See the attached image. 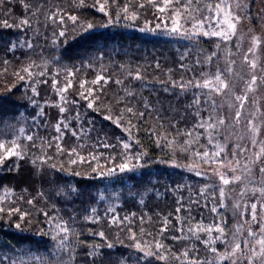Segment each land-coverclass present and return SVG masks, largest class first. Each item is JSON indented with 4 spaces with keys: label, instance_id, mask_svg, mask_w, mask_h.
Wrapping results in <instances>:
<instances>
[{
    "label": "trees",
    "instance_id": "16d2710c",
    "mask_svg": "<svg viewBox=\"0 0 264 264\" xmlns=\"http://www.w3.org/2000/svg\"><path fill=\"white\" fill-rule=\"evenodd\" d=\"M139 3L145 4V7L137 8ZM101 4L105 7L103 12L99 10ZM125 4L131 5L129 13L133 10L137 12V19L124 18L122 8ZM117 13H120L119 19L116 18ZM69 16H76L77 22L73 23ZM171 16L170 10L160 13L148 5V0H116L115 3L112 0H83V6L81 0H4L0 3V140L19 137L21 143L28 147L25 159L12 157L0 163V196L3 197L0 207L5 209L4 213H0V264L29 257L31 261L42 259V263L49 262V248L53 237H58L51 232L57 225L70 229L71 264H93V257L88 253L94 245L100 246L94 258L95 264H165L154 257H145L144 253L131 246L133 241L128 238L135 233L142 243L152 241L165 217L171 221L170 229L183 227L184 232L168 231L163 234L167 238H156L162 239L173 252H182L185 246L193 245L191 242L194 238L175 241L170 237H191L188 226H195L201 220L196 214L202 204V196L197 188L211 182V175L196 167L203 160L191 151L181 150L185 139L190 138L177 135V130L183 131L192 126L195 117L186 113L185 108L191 102L193 92L198 90L190 89L186 94L177 96L173 94L178 92L177 89L164 92V86L159 81L167 80L169 74L175 80L183 77L186 81L201 71L212 74L217 69L230 66L232 71L227 76L231 78L225 97L226 106L233 112L237 106L233 99L245 89L244 82L249 78V71L246 67L241 68L243 63L236 58L243 44L236 33L232 39L218 42L212 38L181 39L140 31L145 27L155 29L161 23V17H165L169 24ZM60 17H63V23ZM25 20L27 24L22 23ZM89 23L93 25L92 29L82 31L81 26ZM61 31H64V36L59 35ZM184 53L188 55L181 60ZM212 53L216 55L210 65H195L196 57L203 61ZM157 62L159 68L156 67ZM181 63L184 68L180 67ZM29 65H32L31 77L23 71ZM137 68L143 81L132 80L127 75L129 71L134 74ZM69 71L74 73L72 77L67 76ZM20 75L25 79L21 80ZM98 75L110 79L107 83L102 80L93 85L91 82ZM54 79L59 81L56 88L63 87L69 79L72 81V87L63 94L67 104L60 100L53 87ZM117 79L123 80V84H116ZM81 82H85L84 89L79 87ZM125 86L137 95V99L131 100V105L143 110L139 101L147 100L154 109L159 110L163 127H160L154 112L153 117L142 122L138 119L133 121L136 128L132 130V139L129 140L126 131L117 127L113 120L104 118L111 114L115 119L125 107L118 103L126 96ZM88 88L94 89L93 97L89 99L99 97L93 108H87L89 101L80 97L81 92L87 94ZM220 96H215L217 105L221 102ZM207 98L201 97L202 101ZM72 101H78V104ZM60 106L67 109L65 113H60ZM77 111L81 114L80 120L73 118ZM41 112L43 115H38ZM202 115L206 116L207 113L202 112ZM62 118L71 128L84 130L79 141L68 132L62 141L63 146L70 149L83 143L86 146L78 149L80 155L90 160L91 153L99 158L98 161L69 164L67 155H57L54 146L46 147V143L57 135L53 126ZM240 120L247 122L243 113ZM173 123L177 124L176 128L171 127ZM229 125L234 128L229 136L232 141L237 130L232 118ZM20 129L24 130L23 133ZM151 129L155 130V135H150ZM200 131L204 132V129ZM29 135L34 137L33 141L26 139ZM165 135L166 140L162 138ZM248 135L249 132L244 129L239 139H248ZM98 140H104L114 147H94ZM121 140L131 144L130 154H146L140 160L133 158L131 161L141 166L134 172H117L112 176H101L94 172L93 168L98 165L107 172L114 163L121 162ZM173 140L174 143H169ZM33 143L35 148L32 147ZM202 144H207L205 136H201L199 143L193 147L199 148L201 153L212 151L209 146L207 149L200 148ZM42 146L53 157L49 163H55L56 169L31 163V159L41 155L38 149ZM110 156H115L116 160L112 162L107 159ZM61 164L64 165L63 171L58 170ZM73 172L80 175H73ZM197 172L201 175H197ZM235 190L233 186L226 189L225 207L219 209L218 218L225 222L227 236L232 235L243 222L241 207H234L236 204L242 205L243 199L240 200V193L236 195ZM29 199L34 200L33 205L27 203ZM195 200L200 201L199 206L192 203ZM181 204L185 208L191 205L192 208L193 219L187 223L178 222L177 219L188 215L184 211L176 213V208ZM11 208H19L30 215L20 221L19 214L7 215ZM110 208L112 212L108 211ZM93 209L97 222L91 219ZM42 212H47L48 216L45 217ZM113 216L123 223H110ZM124 217H128V220L124 221ZM141 217L144 218L143 223ZM17 223L21 225L19 229L15 226ZM142 227L153 236H141ZM100 231L105 233L106 239L93 235ZM107 243H112L114 247L107 248ZM198 250L203 260L205 251L201 245ZM167 264L178 262L169 259Z\"/></svg>",
    "mask_w": 264,
    "mask_h": 264
},
{
    "label": "snow or ice",
    "instance_id": "6c2138e0",
    "mask_svg": "<svg viewBox=\"0 0 264 264\" xmlns=\"http://www.w3.org/2000/svg\"><path fill=\"white\" fill-rule=\"evenodd\" d=\"M4 0H0V3H3ZM113 3L116 0H112ZM81 5L83 6V0H81ZM148 5L157 9L160 13H165L166 11H171L173 27L170 29L171 33L184 36L185 38L192 39L197 35L204 36H218L223 40L227 41L231 35L235 34L237 24L241 21V16L235 11V9L241 8L242 5L239 3V0H148ZM130 4H125L122 8V12L124 14L125 19L135 20L138 18V14L135 10L129 13ZM137 8H144L145 4L139 3L136 5ZM100 11H105V7L103 4L99 7ZM107 14V13H106ZM56 14H54L55 16ZM175 17V18H173ZM117 19L120 18V13H117ZM69 19L73 22H77L76 16H69ZM184 19L186 22L191 23V28L184 29L180 24L179 20ZM60 22L63 23V17H60ZM6 23V22H5ZM22 23L27 24L28 21H22ZM205 25L208 26V30H204ZM213 26H215L213 28ZM92 24H87L86 26H81L82 31H88L92 29ZM156 28H160V25L157 24ZM155 29H148L147 27L141 28L140 31H154ZM60 36H64V31L59 33ZM261 39L260 37L253 36L252 38V47L249 48V52L255 54L256 48L260 45ZM31 47V45H29ZM188 53H184L181 55V60L187 56ZM216 53H212L211 55L205 57L203 61L196 57L194 59V63L196 66H201L202 64L210 65L212 63L213 56ZM245 63L249 65L251 69V79L248 82V91H254L258 87L264 86V66H259L257 59L249 60L248 56L244 57ZM5 63H7L5 61ZM234 63V61L232 62ZM32 65L24 68L23 71L27 73L29 77L33 74L30 71ZM156 67L159 68V62H157ZM181 68H184V64L181 63ZM171 69L169 73H171ZM232 68L229 66L226 69H217L215 73L206 74L203 71L194 75L192 78L188 80H184L183 77L180 80H175L169 74L167 80L159 81L162 84L164 92H172L173 89H177L178 92H174V95L186 94L190 89H196L198 91L193 92L191 102L186 105L185 112L191 114L195 117L191 128H185L183 131L177 130V135H185L190 139H185L183 144L181 145V150L185 152L191 151L194 156L199 159H202L206 164H219L220 167L214 169V175L219 177L222 185H229L232 182L240 181L241 177L235 175L237 171V166L240 165V160H235V165L232 160H227V157H221V154L225 152V147L219 144L213 145L214 132H219L220 127L225 125L226 117L221 115H213L220 106L216 104L215 96L223 95L229 88L227 73H230ZM257 71H259V75H257ZM17 75H19L17 73ZM43 75V73H41ZM74 75L73 72L69 71L67 73L68 77H72ZM128 77L132 80H141L143 81V76L137 68L136 72L133 74L131 71L127 73ZM19 78L24 80L25 77L20 75ZM108 79L103 75H98L96 80L92 81L93 85L98 84L100 81L108 82ZM259 81V83H258ZM43 83H47V81H43ZM59 83L58 80L54 79L52 81L53 87L56 89L57 93L60 96V100L67 104L65 96L63 95L69 88L72 87V81L69 79L67 83L60 88H56V85ZM116 84H123V80L117 79L115 81ZM80 89L85 88V82H81L79 85ZM126 88V96L118 101V103L124 104L125 107L123 110L113 119L112 115L109 114L104 118L107 120H113V122L117 125V127H121L124 131L129 134V140L132 139V130L136 128V123L133 121L138 119V121L142 122L146 118L153 117V113H156V119L160 125L163 127L162 119L159 116V110L154 109L153 105L147 100H140V107L143 110H139L135 106L131 105L132 99H137V95L131 89ZM35 92V88L32 89ZM204 90H207L206 92ZM94 89L88 88L87 94L84 92L80 93V97L84 100H88L87 108H93V105L96 100L99 99L96 96L94 99H89L93 97ZM208 97L202 101L201 97ZM130 98V99H129ZM248 96L247 93L245 95L240 96L236 95L234 100L237 104V110L235 112V120L239 121L241 117V109L244 106V103L247 101ZM73 104H78V101H72ZM67 109L64 106L59 107V111L61 114L65 113ZM189 110H191L189 112ZM111 110L109 109V112ZM202 112L207 113V115H202ZM38 115H43V113H39ZM127 115V119L125 120V116ZM76 120H80L81 114L77 111L73 117ZM179 123V121H177ZM264 123V121H262ZM249 129L253 133L252 143L255 146L257 143L260 145V151L257 153H253L252 157H247L245 154L248 152V149L243 145H236L235 149H233L232 155L233 157H238L245 155V159L248 160V163L243 165L245 171L251 173L252 169L249 165H255L257 167V172L259 175V186H254L251 189H246L244 192H241L239 195L247 199L244 200L243 209L244 211L240 213V215H247L248 219L244 220L238 227L235 228L233 233V239L231 242L226 239V224L224 221L219 220L218 217L220 215L219 209L224 208V199H225V189L224 187L219 188V199L216 200L209 211L216 215L217 219H214L210 224H204L203 218L196 223L193 227L192 225L188 226V232L191 233V237L188 235L177 236L172 235L170 238L175 241L188 240L194 238L195 241H199L204 245L209 252H211V259H203L201 260L198 255V248L193 246H185L184 250L173 252L171 248L166 246L162 239H157L156 237H163V234L168 231L173 232H184L183 227H173L169 228L171 221L169 218L165 217L162 221V226L160 227L156 236H153L151 232H148L143 227L141 228V236H153L152 241L145 240L143 243L141 240L137 239L135 233H131L128 237L138 251L144 253L145 257H154L158 261H164L165 264L171 260H175L178 264H219V262L228 261L229 264H264V140L257 142L255 136L259 134L260 124L254 123L253 120L248 121ZM54 130L57 135L53 136L50 141L46 143L47 148L55 147L57 155H67L69 164H77L79 163H89L92 161H98V157L96 155L89 154L91 156L90 160H86L84 156L80 155L78 149L84 148L86 145L83 143H78L75 147L70 149H66L63 146L64 136L70 132L73 137H76L79 141L81 138V133L84 131L83 128L80 130H76L75 128H71L70 124L66 122L65 119H60L54 126ZM172 128H176L177 124H171ZM200 129H204V132H201ZM211 130V131H209ZM23 129H20V132L23 133ZM155 130H150V135H155ZM201 136H205L207 139L206 145H200V148L207 149L208 145H213L215 150H205L202 153L199 148H194L193 145L199 143V139ZM163 139H167V135L162 137ZM28 141H33L34 137L29 135L26 137ZM119 139V138H118ZM175 140L170 141L169 143H174ZM120 145L122 147L121 162L114 163V166L107 169V172L102 170L103 166L98 165L93 168L94 172H97L99 175L104 176H112L117 172H134L141 165L139 163L132 164L131 161L133 158L136 160H140L146 155L143 152H137L135 154H130L131 144L127 141H120ZM157 145L159 146V140L157 141ZM102 146L104 148H111L114 145L108 144L104 140H98V144L94 145V147ZM32 147L35 148L36 145L33 143ZM41 152V155L36 156L35 159H31V163L36 166L48 165L49 167L56 169L57 165L55 163H49L53 160V157L48 155L46 151L43 150V146L38 149ZM28 156V147L23 145L20 141L19 137L16 138H8L6 140H0V163H3L4 160L16 157L17 160L25 159ZM219 158V159H218ZM107 159L114 162L116 160L115 156H110ZM227 161V162H225ZM221 168H225L228 171L232 172V176H228L227 172L221 171ZM60 171L64 170V165L61 164L59 166ZM73 175H80L79 172H73ZM197 175H201L200 172L196 173ZM205 189L201 190V194H203ZM42 195V194H41ZM7 198V194L5 199ZM215 199V198H214ZM28 204L33 205L34 200L29 199L27 201ZM179 203V201H178ZM192 203L197 206L200 205L199 200L192 201ZM205 208L208 207L207 204L204 205ZM235 208L239 209L241 207L240 204L234 205ZM259 208V210H258ZM5 209L0 207V213H4ZM109 212H112L113 209H108ZM176 213L184 211L188 213L187 217H177L178 222L187 223V221L192 220L191 216L192 208L189 205L187 208L184 205H180L176 208ZM93 217H91L92 222H97L98 218L95 217V209L92 210ZM15 214H19L20 221H24L25 217L30 215L29 212H22L19 208H11L7 211L8 216H12ZM42 215L45 217L48 216L47 212H42ZM135 215L134 213L132 214ZM2 219V217H0ZM124 221L128 220V217L123 218ZM141 222L143 223L144 218L141 217ZM110 223L118 224L123 223L116 216L111 218ZM253 225L256 227L254 228ZM16 228L19 229L21 227L20 223H17ZM247 226V227H245ZM58 234L63 233L61 237V246H64V242L68 240L70 229L67 226L57 225ZM131 232V229H129ZM201 233L204 235L202 236ZM213 233H216L213 235ZM242 233H246L243 239H240ZM93 235H98L101 239H106L105 233L100 231L98 233H93ZM167 238V237H163ZM217 241L224 243L226 245V251L220 253L217 251V248L214 246ZM106 247L111 249L114 247L112 243H107ZM99 245H94L92 247V251L88 253L90 257H93V264H95V256L98 254Z\"/></svg>",
    "mask_w": 264,
    "mask_h": 264
},
{
    "label": "rangeland",
    "instance_id": "374dc122",
    "mask_svg": "<svg viewBox=\"0 0 264 264\" xmlns=\"http://www.w3.org/2000/svg\"><path fill=\"white\" fill-rule=\"evenodd\" d=\"M216 2H218V0H216ZM239 3L242 5V7L235 9V11L241 16L242 19L237 24L235 33L238 34V36L241 38L243 44L240 48V51H238L236 58L238 57L239 59H241V63H243V66H241V68L246 67L249 71V78H247V80L244 82L245 89L242 90V92L240 93V96L245 95V93H247V96H248L247 101L244 103V106L241 109V113H243V116L244 118L247 119V122L244 120H240L242 117V114H241L239 121L235 120V112L237 110V106H235L236 109L233 112H230L231 110L226 106L227 99L225 97V94L221 96L219 95L221 102L218 105L220 107H219V110L217 109L215 112H213V115L218 114V115L226 117V122H225V125L220 127L219 132L213 133V136H214L213 145L219 144V145L224 146L225 152L221 154V157L226 156L227 160H232L234 165H235L236 159L240 160V165L237 166V171L235 172V175L240 176L241 180L232 182L226 186L222 185L221 181L219 180V177L217 175H214V169L217 167H220L218 163L217 164H206L202 162V164H197L196 166L197 169L203 170V171L205 170L207 171L209 175H211V182L205 183L204 185H199V187L197 188V190H199L200 192V195L202 196V204L201 206H199L196 214H199V217L201 219L203 218L204 224L206 225L212 223L214 219H217L216 215L211 213L209 209L211 208L212 204L216 200L219 199V188L220 187H224L225 192H226V189L228 187L233 186V188L236 189L235 193L237 195L238 193L244 192L246 189H251L254 186H259V175L257 172V167L255 165H249L252 169L251 173H249L244 170L243 165L248 163V160L245 159V155L247 157H252L253 153H257L260 151L259 143H257L255 146L252 143L253 133L249 129V124H248L249 120H253L254 123L260 124L259 134L255 136V139L257 140V142L264 140V123H262V121H264V86L258 87L254 91H248V82L251 79V69L249 68V65L245 63L244 57L245 55H247L249 60H252L255 58L257 59L259 66H264V0H239ZM165 17L160 18V22H161L159 23L160 28H156L155 26L156 30L144 31V32L150 35L154 34V35H162L166 37L177 36L178 38H181V39H188V38H185L184 36L171 33L170 29L174 26L172 23V19L170 18L169 24H167ZM179 22L183 26L184 29L191 28V23L186 22L184 19H180ZM214 27L215 26H213V28ZM204 30H208L207 25H205ZM235 36L231 35L229 39H232V37H235ZM253 36L260 37L261 39V43L256 48L254 55L253 53L249 52V48L252 47ZM200 38H212L218 42H225V40H223L221 37L211 36V35L209 36L197 35L192 39H200ZM237 46L239 47L240 44ZM241 50H243L242 53H241ZM259 74H260L259 71H257V75ZM227 77H228V83H229L231 77L230 76H227ZM227 98L229 99L230 95L227 96ZM230 118H232L234 125H236L235 129H237L234 132L236 134L235 139L234 140L231 139L232 141L229 140V136H231L230 134L233 133L234 128L232 127L233 125L231 126L229 125ZM244 129H246V132H249L250 136L249 135L248 136L250 138L242 140V139H239V136L244 132ZM237 138L239 139V142H237L238 140ZM238 144L245 146L248 149V152L245 155L233 157L232 155L233 149H235V146ZM213 145H208V146L212 150H215ZM210 155H211V152H210ZM221 171L227 172L228 176L233 175L232 172L228 171L225 168H221ZM202 189H205L203 194H201ZM225 198H226V193H225ZM0 199H3V197L0 196ZM241 199H243L242 205H241V213H242L244 211L243 203H244V200L247 199V197H244V198L240 197V200ZM205 203H208L207 208L204 207ZM196 214L194 216H196ZM241 217L243 221L248 219L247 215H243V216L241 215ZM192 226L194 227V224ZM253 227L255 228L256 226L253 225ZM58 231H59L58 228H56L54 231L51 232L52 234H57L58 237H55V238L53 237L52 244L49 248V255L51 257V260L49 262L42 263V259H39L38 257L37 258L39 259V261L37 260H36L37 262L31 261L30 260L31 257H29L27 259L21 258L19 260L12 259L11 262L8 263L7 261V263L5 262V264H71L72 255L70 251H72V249L70 248V245H69L70 237L68 238L67 241L64 242V246H61V237L63 236V233L58 234ZM215 234L216 233H213V235ZM245 235L246 233H242V235L240 236V239H243ZM226 239L227 241L231 242L233 239V234L227 236V233H226ZM194 241H192L191 244L195 245V247L197 246L199 247V245H201L203 251H205L203 252L204 253L203 258L205 257L204 259H211L213 254L209 252L208 249H206L202 243L198 242L194 244L193 243ZM214 246L217 248V251L220 253H223L224 251H226V245L224 243H221L220 241H217ZM224 263L229 264L228 261L219 262V264H224ZM1 264H4V263H1Z\"/></svg>",
    "mask_w": 264,
    "mask_h": 264
}]
</instances>
